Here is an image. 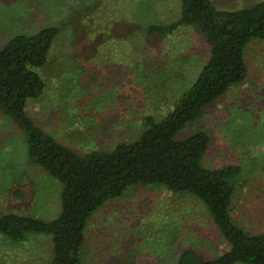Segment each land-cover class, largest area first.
Returning a JSON list of instances; mask_svg holds the SVG:
<instances>
[{"label":"rangeland","instance_id":"374dc122","mask_svg":"<svg viewBox=\"0 0 264 264\" xmlns=\"http://www.w3.org/2000/svg\"><path fill=\"white\" fill-rule=\"evenodd\" d=\"M180 1L0 0V49L16 35L59 30L47 63L35 70L45 87L27 102V116L78 155L136 140L142 119L170 112L209 59L194 27L169 37L146 35L150 25L175 22ZM261 1L211 0L225 11ZM244 60V82L178 138L204 130L210 144L201 166L242 168L230 216L248 233L264 234V40L247 45ZM61 191L57 180L28 163L24 134L0 112V217L54 220ZM84 236L80 264H174L187 249L212 260L228 248L202 202L159 185L131 186L106 202ZM52 253L49 235L27 234L19 242L0 236V264H50Z\"/></svg>","mask_w":264,"mask_h":264},{"label":"trees","instance_id":"16d2710c","mask_svg":"<svg viewBox=\"0 0 264 264\" xmlns=\"http://www.w3.org/2000/svg\"><path fill=\"white\" fill-rule=\"evenodd\" d=\"M185 27H194L202 36L209 59L172 110L161 119L145 116L142 132L133 142L84 155L59 143L26 114L27 102L43 93L45 84L35 70L47 63L58 28H44L32 36L16 35L0 49V112L24 134L28 163L62 185L58 217L43 221L3 214L0 236L19 242L27 234L49 235L53 243L50 264H80L84 229L92 214L131 186L159 185L202 202L228 245L212 260L203 259L193 249L184 250L174 264H264V234L248 233L230 216L234 183L242 168H203L201 160L210 144L204 130L197 128L186 137L184 131L178 138L188 124L192 127L200 120L205 109L244 82L245 48L264 40V1L225 11L216 9L211 0H181L175 22L150 25L145 33L163 38Z\"/></svg>","mask_w":264,"mask_h":264}]
</instances>
